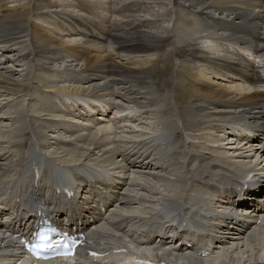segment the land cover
Returning <instances> with one entry per match:
<instances>
[{"label":"bare ground","instance_id":"bare-ground-1","mask_svg":"<svg viewBox=\"0 0 264 264\" xmlns=\"http://www.w3.org/2000/svg\"><path fill=\"white\" fill-rule=\"evenodd\" d=\"M15 1L18 2V0ZM15 1H9V3ZM64 1L66 0H63L62 3H64ZM121 1L127 2L129 0H121ZM163 1H165L164 2L165 5L167 4L168 6H170L169 9H171V11L165 10L164 12H156L155 14H151L150 17L140 18L139 23L141 24L137 27L135 31L129 28V26L133 24L134 21L132 22L129 21L128 19L124 21L120 20L115 22L113 24L114 29L109 28L106 22H105V27L103 24L101 26V24L98 23L100 26L97 24L95 25V29H92L86 22L74 16L73 17L68 16L72 21H69L68 25L65 27H67L68 29V36H70V38L71 36L73 37L79 36L81 37V39L83 38L88 42H90L91 44L98 43L97 46L103 43V40L109 41L108 39H110V45L113 47L115 46L114 44H116V48H118L119 51H123L124 53L128 52L131 56L132 54H135L136 56H141V54L144 53H148V52L151 53L153 51L156 52V49L158 47L162 48L171 45L172 43L171 40L175 37V33L177 31L175 24H173L175 16H178V14H182L185 8L192 7V9H195V11L198 12V14L200 15L201 20L199 23H202L200 24L201 28L197 26L199 23L195 25V30L202 32V35H200L202 47L197 48L200 49L201 51L195 50L193 52L200 59H207L208 61H211L213 63L224 61L227 65L223 73L210 74L209 72H204L202 76V70L201 72L199 71L200 73L198 72L197 74L200 77V81L205 82L214 77L223 79L222 75H224L226 77L232 78V79H228V78L223 79L226 82H228L229 80L230 81L239 80V77H243L244 79L241 80V82L246 83L247 85L246 87V86H241L239 85V83H237V85L226 86V88L224 87L223 89L216 90V89H209L203 87V90L209 91V94L213 96L216 95L219 97L240 98L246 100L252 96L251 94L252 92L251 88H252L259 95L257 101L246 100L250 104L249 103H243L244 105L237 104V105H233L234 108L233 110H228V108L222 110L221 111L222 114L218 115L221 118L218 120L219 124L215 125L216 130H220V129L230 130L228 132L230 133L229 135H235L234 137H236V139L239 141L238 144L239 146L242 147L243 150L247 146L246 151L253 152V150L250 148L253 147L252 145L254 144L249 145L243 142V140L247 139V137H251L246 135L250 131L259 132L260 134L264 135V44H263L264 43V3L262 2V0H163ZM154 2L155 1H153V3ZM187 2H189V4H187ZM9 3L5 2L0 4V15H2L4 11L10 10V8H12L9 6L3 7ZM90 4H92L95 7L97 6L99 7L103 4V2L96 1V4L90 2L88 5ZM25 5L26 4L24 2L19 1L18 4L19 7H24ZM123 6H128V4L123 3ZM14 8H16V6ZM30 8L31 7L28 6V8H26L27 11H29ZM102 8H104V5L102 6ZM48 13L53 15V18L57 17L56 20L58 21H68L66 20L67 19L66 15L62 10L59 9H56L54 11L49 10ZM35 15L37 18L44 16L42 15V10L36 12ZM51 15H49L48 17H51ZM207 15L211 18L210 21L205 19ZM180 19L183 21H187L182 16H180ZM26 22H29V18L26 15V11L25 10L20 11L17 10V8L14 14H11L9 17L7 16L6 20L0 22V48L3 51L0 56H7L8 54L9 59H13L14 62L15 61L29 62V64L31 62L30 57L32 56L33 53L36 52L42 53L44 55L43 56L44 58H48V57L54 58L53 52L48 50L49 49L48 41L52 42V39L51 38L44 39L43 38L44 34L43 36H41L40 35L41 32L39 30L36 32L38 35L36 37L38 44L37 45L35 44L36 47H33V50H31L32 48H30V46H32L31 40H30V46L23 45L24 43L22 44L23 46L21 47L19 46V50L22 52L14 56L12 55V53H9L10 51L5 49V47H7L9 44H12L11 42L17 41L18 39L27 38L29 41L30 37ZM61 30H63V28ZM81 39H79V43H81L80 41ZM60 44L62 45V42L56 43V45H60ZM96 49L98 50V48ZM175 50H177V48H175ZM47 52L50 54V56L47 54ZM9 54H11L12 56ZM151 54L154 56L153 53ZM85 56H86L85 54H81L79 57L73 55L67 56L63 61L55 63V67L58 66L59 64H61V66H59L60 67L59 69L66 68V66H70L72 68L78 67L77 64L79 63V65H81V62L83 63V59ZM86 57H87L86 60L87 64L85 63V59H84V64H86V66L81 70H85L87 72L92 67H96V70L98 71L97 68L99 66H103L106 64L108 77L110 79L109 82L104 83L102 90L98 89L99 84L101 82H96V84L94 85L91 84L84 87L65 86V88L61 89L62 91L77 92V91L87 90V94L91 95L92 98H95L96 100L99 101L103 100V97H110V98L114 97L111 99L113 100L114 103H116L117 101L119 102V99H116L115 97L120 96V97H125L126 100L130 99L128 101L132 100L133 102H135V104H138L140 106L150 105L149 104V98L151 97L150 91L152 88H154L153 86L156 85L155 82H151L150 80L152 77H154V74L151 69H148L146 71H144L143 69L124 70V67H121L116 63L117 61L108 62L109 59L101 60L97 58L95 59L90 56H86ZM148 57H146V59L144 60L145 63L151 61L153 58V57L152 58H148ZM2 64L3 62L0 61V66H1L0 91L1 92H5L8 94L10 93L18 94L21 92L28 91L30 89L33 82L32 72H26L24 70H21L22 71L21 73L18 71L14 72L13 71L14 69L11 68L12 66L3 67ZM5 68L7 70L4 71ZM40 69L44 70L45 67L41 65ZM59 69L57 70L54 69L51 72H54V75H56V72H58ZM14 73L19 74V77L14 75ZM44 77L45 75L41 73L37 78L42 79ZM93 79H97V77L95 76ZM132 81H135L136 83L134 84L135 89L131 88ZM117 83H120L122 85L121 90H116L114 88V85ZM173 83L174 81L172 75H167L163 80L158 82V84H161V86L165 85V87H167L168 89L170 88L171 85H173ZM199 84H201V82H199ZM196 90L197 89H191V90L189 89L188 91L193 92ZM93 95L95 97H93ZM141 95H145V98H141L142 97ZM203 98H205V100H203ZM63 102L65 103L64 100ZM36 105L40 108L43 107L42 104L39 102L36 103ZM116 105L118 109L120 108V112H125L123 110V106L119 105V103H117ZM184 106L187 108V110H183L185 109V107L181 108L180 105H177L175 108H173V111L176 112V114L179 113L180 118L182 120L183 128L185 130L197 131L195 135L198 142L185 141L182 132L179 130V128L176 125V122L172 120V118H169L167 116H163L162 120L157 119L155 116V122L157 123V126L160 125V127L167 128L170 132H172L170 134L164 132L166 133V135H163V138L165 139H161L163 141L161 142V146H162L161 149L152 148V145L149 144V141H147L148 139L147 135L149 133H143L145 137L141 139H137V137L133 139H125V140L122 138L124 141L121 140V138L118 140L115 138L109 139L111 141L107 139L106 145H109L110 143H112L113 140H116L117 144L118 145L121 144L122 148L120 149L118 154L116 155L113 154L107 157L106 159L101 160L102 162L101 165H105L104 167L110 168V170L114 169L115 172H119L120 174H123V176L127 175V178H122L123 184L113 188L111 193L112 199L105 204V208L107 210V208L109 207H114L116 203L117 205L115 211L112 212L110 217L106 218L105 214L103 213L104 206L102 205L104 204L100 198L94 196L95 192H93L92 184L90 183L86 185L87 184L85 183L86 180L83 179V177H80L79 179L80 182L84 183L82 192L86 188H87L86 190L93 192L92 195L93 198L91 202L93 206L90 205L91 203L90 204L83 203L75 206L80 211H81L80 208H83L87 205L90 206L89 211L82 210L84 211L83 213L84 218H82V220L78 219V222L80 221L81 224L84 225L86 228L88 229L91 228L92 231H94L95 235L99 239L97 247L99 249L105 248V252L107 250L113 251L116 249L115 247H118L119 245L125 243L127 245L126 246L127 248L135 247L136 250H138L139 252H144L152 256L154 253L157 255V257H160V261L169 262L170 264H246L250 262H251L250 264H264V205L262 207L255 205V208L251 209L250 205L252 204V202H250V200L248 201L244 199L237 200L238 205L236 206L243 209L252 210V212H250L249 216L242 217L239 220H237L235 229L233 230L221 229L219 231L221 233V236L218 237L217 241L213 242L216 243L214 244L216 245L214 248L208 246V244H206L205 248H203L202 250L187 249L186 251L185 249L178 248L175 250L177 254L171 258L172 260L171 259L169 260V256H171L170 253H172L169 252V250L159 251L158 248L155 247L150 248L149 245H152L153 244L152 242H146L144 240L141 241L134 239L129 233H127V231H125V227L127 226H131V227L143 226V225H147L151 227L157 226L159 221H156L158 219L155 220L153 212L155 211V209L158 208V205L161 202L162 204L163 202H168L170 204H173L172 203L173 200H178V199L182 200L183 198L184 200H186V202L188 201L187 203L190 204V205L188 204L189 207L187 208L184 203L185 206L184 208L188 210L186 212L191 213L193 207L199 206L203 202L205 187L208 190H210V192L206 191V193H211V192L212 194L214 193V197H217L215 202L221 203L219 207H221L222 210L226 211L230 203L234 204L232 206H235V202L231 197H227L226 194L225 195L221 194L220 189L218 188L219 185L221 184L224 186H228V188H230L232 192L233 190L232 188L234 187V184L236 187L239 186V188H242L246 185L245 182H239V180L247 173L251 171H264L263 169L264 166L261 167V163H259V159L256 165L254 166H248L250 164L244 161L237 162L233 160L234 163H230L228 160L229 158L231 159L232 156L229 157V155L221 153L220 152L221 150L218 149L219 146H216L217 147L216 148L211 146L210 143L209 146L206 143L208 141L213 142L215 138L214 137L211 138L212 137L210 135L211 133L204 131L209 126L206 129L202 130V128L205 126H203L202 124H198L197 120L195 119L197 118L203 120L205 116L206 118H212L215 120V117H213L214 113L212 111H207V110H210L212 108L216 109L223 107V104L214 101L213 99H211V97L205 96V97L196 98L195 100H193V104H187ZM104 108H106V106ZM147 113H150L149 111H147V109L143 111V114H147ZM152 113L154 115V112ZM229 113L231 115H229ZM73 114H76V112H73ZM187 114L190 116H188ZM140 117L142 118L143 116L140 115ZM99 119H104V117L101 116V118ZM125 119L127 121L130 118L125 117ZM44 120L47 121L45 118ZM58 120L62 122V125L59 126V127L62 126V128L59 131L63 130L70 133L71 136L75 135V132L73 133L71 131L72 127L69 126V124L72 122H67L61 119ZM130 120L132 121V119ZM49 122L52 125L51 128L52 132H55V127H54L56 124L55 119L52 118L49 120ZM222 123H228L229 125H231V129H229L230 127L222 126ZM142 124L145 123L142 122ZM126 126L122 128L121 126H119V123L117 122H113V123L108 122V124H102L100 127H97L95 129V133L91 135L92 137L91 143L97 146V143L100 140L99 139L100 135L105 134L109 129H111V131L113 130V132L114 131L117 132L109 133L108 135L109 136L112 134L115 135L116 133L119 132L118 130L121 131L125 130ZM18 129H22V127L20 126L16 128L14 132V136L9 137L10 141L8 142L12 144L11 146L15 145L17 140H19L18 142L20 145L24 144V140H22V135L18 132L19 131ZM130 129H132L131 131H134L132 127ZM151 129L153 130V127ZM160 130H165V129L155 128L154 132L157 133ZM135 131L137 130L135 129ZM77 132L79 133V131H76V133ZM82 134L80 133V135ZM80 135L76 136L79 142H81V140L84 139V137ZM168 135H171V137L174 138L173 144L176 147L174 151H170V146H171L170 142L165 141L166 138L169 137ZM141 136L142 134L140 135V137ZM156 136L158 139L162 138L160 135H156ZM241 137L244 139H242ZM256 137L257 134L253 138L251 137L249 142L251 143L259 142L260 138L259 140H255ZM125 141H127L128 146L125 145L126 143ZM63 142H68V145H70L69 143L71 141L63 140ZM79 142L78 144H80ZM27 144L28 143H26V145ZM78 144L74 145L69 150H65L63 155L66 154V157L60 156V158L58 159V160L62 159L64 161L57 162L56 164L57 167H59L60 169H64L67 174H69L70 170L81 171L80 165H83V161L86 159L96 160L94 158L83 159V157L91 154L94 157L95 153L93 150L88 149L89 153L86 152L82 154L81 150L83 149V145L80 146ZM233 144H235V142ZM38 146L41 147V144L38 143ZM15 147H19V146L17 145ZM33 147H31L30 150L26 154H24L28 156L25 157L26 159L21 158L24 162L20 163V167L18 168V171L13 176H11L9 173L8 174L4 173L8 177L11 176V180L5 184L10 186H5V188H7L9 192L14 194L12 201L14 207H16L18 199L23 200L28 195H29V200L40 198L36 194L38 188H36L33 185L38 184V182L41 180V178L38 177L39 173L37 171L38 169L37 165H40L42 154L36 149L37 148L36 145L35 146L33 145ZM197 147H199V149ZM191 149H196V152H192ZM112 150L113 149L110 147L109 148L104 147L102 149L103 155L112 152ZM258 151L261 153V157L263 158L264 147H261L260 150ZM137 154H141V155L147 154L148 156L147 158L154 159V162L143 163L142 159L141 160L139 159V161H137L136 158ZM195 155L201 156L203 160L200 162L199 165L191 166V163L193 162L192 157H195ZM242 155L245 154H243L242 152ZM31 156L33 160L36 159L37 164H34L32 160L34 166L33 168L30 169L28 163ZM161 161H165V162L167 161L169 163H172L173 168L165 169L158 166V163L160 164ZM94 164H98V163L93 162L91 163V165H89V176L91 178L98 177L99 178L98 185L103 188L102 190H105L108 193L109 191L104 185V181H103L104 179L101 180V178H103V175H105L106 173L104 172V169H100V168L98 169L92 167ZM31 171H33V174H31L30 177H28L27 172H31ZM45 174L47 180L49 177H47V173ZM167 174L172 175L174 178H172V180L171 179L168 181L166 180L165 183L162 184V186H164L165 189H163L162 191H156L155 189L156 187L154 186V180L165 178L168 176ZM189 182L191 185V189H189ZM46 189H49V186H46L45 190ZM170 189L172 191H170ZM1 191L2 188L0 186V193ZM47 192L48 190L45 193ZM45 193L43 197H41L42 199L47 198ZM172 193L174 194L171 195ZM53 194L55 193L53 192ZM89 195L91 196V194ZM153 195H156L158 199V204H155L154 201L155 196L152 198ZM106 196L108 197V195H104L103 197ZM60 201L62 203H65L64 199H60ZM159 201L161 202L159 203ZM222 201L226 204L222 205L223 203ZM258 201L260 200H257V202ZM141 202L145 207L135 206ZM181 207L183 206L182 205L174 206L173 209L175 210H172L170 216L182 217L181 212L176 211ZM145 214L147 215L150 214V216L147 217V222H145L146 220L140 218ZM4 215L7 216L8 213H5ZM74 215H77V212ZM226 219L227 217L222 222L226 223ZM21 220L17 219L16 221L9 223L8 225H4V226L0 225V235L4 233L3 232L4 230L9 231L12 234L14 233L17 234L21 232L23 226V224L20 222ZM2 221L3 220L0 219V222ZM223 238H225L226 241ZM3 242L4 241L2 242L0 241V248ZM202 251L207 252L208 255L197 256L196 253L197 252L202 253ZM254 256L255 259L253 260ZM88 259L89 260L86 261V264H98L97 262L101 264L100 261H97L98 259L101 260V258H97L94 256L93 258H88ZM11 260L12 257L10 258L0 257V264H12L13 260L12 261ZM71 263L72 262H69L67 264H71ZM21 264H29V262L22 261ZM40 264H65V263L56 261V262H43ZM154 264H160V262L155 261Z\"/></svg>","mask_w":264,"mask_h":264},{"label":"rangeland","instance_id":"rangeland-1","mask_svg":"<svg viewBox=\"0 0 264 264\" xmlns=\"http://www.w3.org/2000/svg\"><path fill=\"white\" fill-rule=\"evenodd\" d=\"M9 1H15V0H6V1L0 0V4L5 2L9 3ZM19 1L24 2L26 5L24 7H19L18 6ZM96 1L99 2L101 1L103 2V4L99 7L98 6L95 7L92 4L88 5L90 2L96 4ZM153 1L155 2L153 3ZM62 2L63 0H18V2L17 1L11 2L3 6V7L9 6L12 8H10V10L4 11L2 15H0V22L6 20L7 16L9 17L11 14H14L16 8L17 10L20 11L22 10L26 11V15L29 18V22H26V25L28 27V33L30 37L29 41L27 38H22V39H18L17 41L11 42L12 44H9L7 47H5V49L10 51L9 53H12V55L14 56L22 52L19 50V46L20 47L23 45L30 46V40H31L32 46H30V48H32L31 50H33V47H36L35 44L36 45L38 44L36 40V37L38 35L36 32L39 30L41 32L40 34L41 36H43L44 34L43 36L44 39H50V38L52 39V42L48 41V48H49L48 50L53 52L54 58H50V57L44 58L43 57L44 55L42 53L36 52L33 53L32 56L30 57L31 62L29 64V62H16V61L14 62L13 59H9L8 54L7 56H0V61L3 62L2 64L3 67L12 66L11 68L14 69L13 70L14 72L18 71L21 73L22 72L21 70H24L26 72L33 73L32 74L33 82L28 91L21 92L18 94L17 93L8 94L0 91V140H1L0 141V181H1L0 184L5 185L8 181L11 180V176H13L18 171V168L20 167V163L24 162L21 158H25L27 156L24 154H26L30 150V148L33 147L34 145L33 143H40L41 147L43 146V148L46 149L45 151L48 152V154L51 156V159L53 161H56L53 157H55L57 160L60 158V156L66 157V154L63 155L64 151L69 150L74 145L78 144L79 141L78 138H76V136L80 134H78L77 132V134L71 136L70 133L66 131L63 130L59 131L62 128V126L59 127L60 125H62V122L59 121L58 119L65 120L67 122L70 121L74 122V124L70 123L69 126L76 131L86 128V130L80 131V133H84L80 135L83 136L84 139H82L81 142H79L80 144L78 145L80 146L83 145V149L81 150L82 154L86 152L89 153L88 149L93 150L95 153L94 157L91 154L83 157V159L86 158L96 159V160H88V159L84 160L83 165L86 166L91 165V163L93 162L101 164L102 163L101 160H104L113 154L115 155L118 154V152L122 148L121 144L118 145L117 141L113 140L112 143L106 145L107 139L109 140L115 138L118 140L121 138V140L123 139L125 140V139H133L136 137L137 139H140L143 137V133L150 132L154 134L153 132L155 131V128L165 129L161 131L169 134L172 133L167 128L164 127L162 128L160 127V125L157 126V123L155 122V116L159 120H162L163 116L172 118V120L176 122V125L179 128V130L182 132L185 141L190 139V141L198 142L195 135L197 131L185 130L183 128L182 120L180 118L179 113L176 114V112L173 111V108H175L177 105H180L181 108H184L185 107L184 105L193 104V100H195L196 98L205 97V96L211 97V99H213L214 101L223 104V107L216 109L212 108L210 110H207V111H212L214 113L213 117H215V120L212 118H206L205 116L203 120L197 118L195 119L197 120L198 124H202L203 126H205L202 128V130L206 129L209 126L204 131L211 133L210 134L212 136L211 138L213 137L215 138L213 142L212 141L206 142L208 146L209 143L213 147L219 146L218 149L221 150V151L219 150L221 153L229 155V157L232 156L231 159L229 158L228 160L230 163H234L233 160H235L237 162L244 161L252 165L256 164L258 159H260V154H258L259 152L257 151L258 150L257 147H261V145L253 146L254 148L251 147L250 149H252L253 152L252 151L244 152L247 146L243 150L242 147L239 146V144L237 143L238 141L236 142L235 140H233V137L226 134V132L216 130L215 125L219 124L218 120L221 118L218 115L222 114L221 112L222 110L226 108H228V110H233L234 109L233 105H237V104L244 105L243 103H249L246 100L257 101L259 95L252 88H251L252 96L246 100L240 98L219 97L216 95L213 96L209 94V91L203 90V87L209 89H216V90L223 89L224 87L226 88V86L237 85V83H239V85L241 86L247 87V85L246 83L241 82V80L244 79L243 77H239V80H233V81L229 80L228 82H226L223 79L225 78L232 79V78L226 77L224 75H222L223 79H219L213 76L214 78L212 79L209 80L204 79L207 80L205 82L200 81V77L197 74L199 71L201 72L202 70V76L204 72H209L210 74L223 73L227 65L224 61L213 63L211 61H208L207 59H200L193 52L195 50H200L197 48L202 47L201 39H200L201 38L200 35H202V32L195 30V25L199 23L201 19H200V15L198 14V12L195 11V9H192V7L185 8L182 14H178V16H175L173 24H175L177 31L175 33V37L171 40L172 41L171 45L162 48L158 47L156 49V52L155 51L151 52L154 54V56L149 52L141 54V56H136L135 54H132L131 56L128 52L124 53L123 51H119V49L116 48V44H114L115 46L112 47L110 45V39H108L109 41L103 40V43L97 46L98 43L91 44L87 40L83 38L81 39V37L79 36H74V37L71 36L70 38V36H68V29L67 27H65L68 25L69 21H72L68 16H72V17L74 16L86 22L92 29H95V25H97L98 23L101 24V26L103 24L105 27V22L109 28L114 29L113 24L115 22L120 20L124 21L128 19L129 21L132 22L134 21V23L131 24L129 28L135 31L137 27L141 24L139 23L140 18L150 17L151 14H155L156 12H164L165 10L171 11V9H169L170 6H168L167 4L165 5L164 3L165 1L141 0L140 2V0H133V1L129 0L125 2L121 0H66L64 1V3ZM262 2L264 3V0H262ZM123 3H127L128 6H123ZM187 4H189V2H187ZM103 5L104 8H102ZM161 5L163 8L161 7ZM13 6L14 7L16 6V8H14ZM28 6L32 8V9L30 8L29 11H27L26 9L28 8ZM56 9L62 10L66 15L67 18L66 20L68 21H58L56 20L57 17L53 18V15L48 13L49 10L54 11ZM40 10H42V15L44 16L37 18L35 13ZM49 15H51V17H48ZM180 16H182L187 21L181 20ZM205 19L208 21L211 20V18L208 15L205 17ZM200 24L202 23H199L197 26L201 28ZM62 28L63 30H61ZM79 39H81L80 41L83 44L79 43ZM60 42H62V45L61 44L56 45V43H60ZM96 48H98V50ZM175 48H177V50H175ZM2 52L3 51L0 48V55L2 54ZM47 54L50 56L48 52ZM81 54H85L86 56H90L95 59L96 58L101 60L109 59L108 62L117 61L116 63L121 67H124V70H142V69L144 71L148 69L152 70L154 77H152L150 80L151 82H155L156 85H154L153 86L154 88H152L150 91L151 97L149 98V104H150L149 106H140L138 104H135V102H133L132 100L128 101L130 99L126 100L125 97H120V96L115 97L116 99H119L120 104L129 108L130 110H132V112H135L134 115H138L147 109V111L150 112L147 113L149 116L145 114L142 115L143 116L142 118L144 119V121H146L147 124L139 123L140 122L139 120L135 122L124 121L122 126L124 127L127 125L125 130L123 131L119 130V132L116 133L115 135L112 134L109 136L108 134L110 132L111 133L117 132V131L113 132V130L111 131V129H109L105 134L99 136L100 140L98 141L97 146L91 143L92 140L91 135L95 133V129L97 127H100L102 124H108L109 122L108 119L103 121L101 124H97L99 122L97 119H92L88 121L84 116H82V112L84 113L86 108L93 105V102L91 100L92 96L87 94V90L73 92V91H62L61 89L65 88V86L84 87L91 84L94 85L96 84V82H101L99 84L98 89L102 90L104 83H108L110 80L108 77L106 64L103 66H99L97 68L98 71L96 70V67H92L86 72L85 70H81L87 64L86 63L87 57L85 56L84 59L86 64H84V59H83V63L81 62V65H79V63L77 64L78 67L72 68L70 66H66V68L59 69L60 68L59 66H61V64L55 67V63L63 61L67 56L73 55L79 57ZM96 56H98L99 58ZM145 56L146 57L149 56L148 58H152V57L153 58L151 61L145 63L144 62V60L146 59ZM41 65L45 67L44 70L40 69ZM54 69L55 70L59 69V71L56 72V75H54V72H51ZM5 70L7 69L5 68L4 71ZM40 72L45 75V77L42 79L37 78L39 74H41ZM14 75L19 77V74L17 73L16 74L14 73ZM167 75H172L174 81L173 85H171L169 89L165 87V85L161 86V84H158V82L163 80ZM95 76L97 77V79H93ZM199 82H201V84H199ZM134 84H136L135 81H132L131 83L132 89H135ZM114 88L116 90H121L122 85L120 83H117L114 85ZM189 89L190 90L197 89V90L193 92H189L188 91ZM141 96H142L141 98H145V95H141ZM93 97L95 96L93 95ZM109 98L110 97H106L104 99L107 101L109 100ZM122 98L125 100H123ZM62 99L65 101L66 104L63 102ZM203 100H205V98H203ZM38 102L42 104L43 106L42 108L36 105V103ZM141 107L143 108V111ZM149 108H151V110H149ZM16 110L19 112H17ZM70 110L72 111L76 110L77 114L74 115L73 112L72 114H70L69 113ZM183 110H187V108L185 107V109ZM152 112H154V115ZM229 115L231 114L229 113ZM44 118L47 121H45ZM52 118L55 119L56 121V124L54 126L55 132H52L51 130L52 125L49 122V120ZM109 118H112V116H109ZM222 125H225L226 127L229 126L228 124L226 125V123H222ZM20 126L22 127V129H18L19 130L18 132L22 135V140H24V144L20 145L18 142L19 140H17L16 144L11 146L12 144L8 142L10 141L9 137H13L16 128ZM131 127L134 129V131H131L132 130L130 129ZM152 127L153 130L151 129ZM135 129L137 131H135ZM141 134L142 136L140 137ZM63 140L71 141L69 143L70 145H68V142H63ZM125 142H126L125 145L128 146L127 141ZM234 142L235 144H233ZM26 143L28 144L26 145ZM17 145L19 147H15ZM104 147L107 148L110 147L113 150L112 152L103 155L102 149ZM197 148L199 149V147ZM194 150L196 151V149ZM242 152L245 155H242ZM238 154L239 156H237ZM61 161L64 160L61 159L59 162ZM4 173L6 174L9 173L11 176L8 177ZM166 180L168 181L170 180V178H168L167 176L165 178L154 180V186L156 187L155 188L156 191H162L163 189H165V187L162 186V184L165 183ZM170 191L172 190L170 189ZM173 194L174 193H172L171 195ZM154 196H155L154 199L155 204H158L157 203L158 199L156 195H153L152 198ZM160 202L161 201H159V203ZM135 206L145 207L142 202L138 203ZM254 259L255 256L253 257V260ZM250 263H246V264H250Z\"/></svg>","mask_w":264,"mask_h":264},{"label":"snow or ice","instance_id":"snow-or-ice-1","mask_svg":"<svg viewBox=\"0 0 264 264\" xmlns=\"http://www.w3.org/2000/svg\"><path fill=\"white\" fill-rule=\"evenodd\" d=\"M53 247H57V245H53L47 235H41L39 238V242L32 248L30 251H32V254L37 259H44L45 256L41 255V253H46L50 251Z\"/></svg>","mask_w":264,"mask_h":264}]
</instances>
